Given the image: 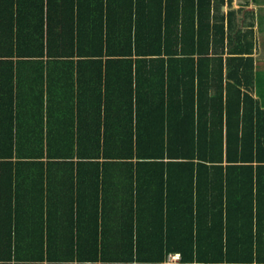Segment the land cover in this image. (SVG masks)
<instances>
[{
  "label": "trees",
  "instance_id": "16d2710c",
  "mask_svg": "<svg viewBox=\"0 0 264 264\" xmlns=\"http://www.w3.org/2000/svg\"><path fill=\"white\" fill-rule=\"evenodd\" d=\"M213 1L225 0H0V111L7 91L13 101L7 74L31 67L34 57H49L48 67L76 62L90 69L81 94L91 93L94 134L79 146L89 155L92 145L97 171L101 156L123 158L128 167L126 264H165L175 252L180 260L168 264H264V88L258 97L251 91L264 62L252 56L254 24L236 26L233 10L212 21ZM114 67L122 70L110 79ZM114 104L123 111L117 130ZM4 124L0 117L3 223L23 217L19 187H9L10 164L41 156L36 138L5 135ZM99 199L91 208L94 240L86 255L93 264L116 252L99 240ZM79 213L64 224L80 222ZM15 227L0 225V264H25ZM45 252L52 258L55 251L40 242L27 257ZM59 252L73 258L75 251Z\"/></svg>",
  "mask_w": 264,
  "mask_h": 264
},
{
  "label": "crops",
  "instance_id": "0c3cea01",
  "mask_svg": "<svg viewBox=\"0 0 264 264\" xmlns=\"http://www.w3.org/2000/svg\"><path fill=\"white\" fill-rule=\"evenodd\" d=\"M263 8L264 4H256L252 0H225L222 4L213 1L211 9L212 21H215L218 13L227 17L229 11L233 10L236 26L241 28L254 24L256 45L252 56L255 63L257 60L264 62V48L260 44V39H264V28L260 27L255 15ZM59 58L61 57L54 59ZM50 60L47 56L34 57L30 62L31 67L27 66L22 69L23 71L16 69L15 73L6 76L9 82L5 80V87L11 88L9 90L13 92V101L9 102L11 92L7 91L9 99L0 111V117L6 125L4 124L5 127L1 131L5 135L10 132L23 142L36 138L33 142L36 145L34 152L41 156L33 163L23 161L10 164L12 171L9 187L12 190L19 187L21 196L19 203L23 217H19L18 222L15 216L13 220L9 217L12 222L7 219L4 223L0 222V225L3 227L17 225L19 228L21 238L18 245L24 256L19 263L93 264L86 255L94 240V221L91 216H94L96 211L91 208L92 204H96V195L99 194L97 204L99 240L102 243L103 238L104 247L108 251L116 252H112L110 255L113 257L109 259L98 260V264H126L122 259L121 250L124 249L126 230L124 221L132 212L129 203L132 187L127 178L128 167L123 158L101 156L98 171L94 169L92 145H88L89 155L87 149L84 152L79 146L83 138L94 134L91 127L93 122L91 93L87 95L86 92L84 96L81 94L82 87L86 90L87 83L88 86L91 83L90 69L87 70L85 66L82 70L76 62L62 69L59 66L48 67ZM33 66H42V71L37 69V73H34ZM121 70L118 67L112 68L109 70L108 78L114 77L112 72L116 71L118 75ZM260 71V75L255 74L251 86L254 97H258L257 89L264 88V67ZM116 79L118 80V77ZM79 95H82L83 99H79ZM114 105L116 107L114 106L110 118L112 124L117 123V130L118 117L123 111L119 104ZM103 136L102 133L100 138ZM26 147L27 145L23 146L21 150L27 152ZM133 187V216H137L135 180ZM13 200H16L15 197ZM78 212L80 218L82 217L80 222H75L69 227L64 224L63 219ZM5 214L6 212L0 208V219ZM31 218L34 221L32 224L29 223ZM16 241L14 238L13 242L17 243ZM40 242L43 243L45 251L50 249L55 251L53 257H48L45 252L44 258L31 260L27 256ZM61 249L75 251L73 258H65L59 252ZM78 251L86 252L83 253L84 256L81 255L83 259L77 258ZM180 258L177 252L168 253L164 263H177ZM9 264L14 263L10 260Z\"/></svg>",
  "mask_w": 264,
  "mask_h": 264
},
{
  "label": "rangeland",
  "instance_id": "374dc122",
  "mask_svg": "<svg viewBox=\"0 0 264 264\" xmlns=\"http://www.w3.org/2000/svg\"><path fill=\"white\" fill-rule=\"evenodd\" d=\"M255 15L257 16L258 23H260V27L264 28V8L259 9ZM260 41V44L264 48V39H260Z\"/></svg>",
  "mask_w": 264,
  "mask_h": 264
},
{
  "label": "built area",
  "instance_id": "2783aa9c",
  "mask_svg": "<svg viewBox=\"0 0 264 264\" xmlns=\"http://www.w3.org/2000/svg\"><path fill=\"white\" fill-rule=\"evenodd\" d=\"M177 256V255H176ZM173 257H175L174 255H173ZM171 258V257H170Z\"/></svg>",
  "mask_w": 264,
  "mask_h": 264
}]
</instances>
